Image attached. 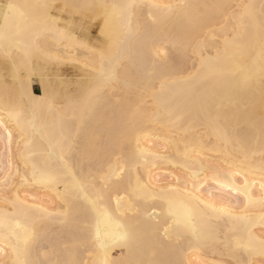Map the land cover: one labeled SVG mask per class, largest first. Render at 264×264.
<instances>
[{
  "label": "snow or ice",
  "instance_id": "obj_1",
  "mask_svg": "<svg viewBox=\"0 0 264 264\" xmlns=\"http://www.w3.org/2000/svg\"><path fill=\"white\" fill-rule=\"evenodd\" d=\"M80 55L0 93V264H264V3L0 0L5 70Z\"/></svg>",
  "mask_w": 264,
  "mask_h": 264
},
{
  "label": "bare ground",
  "instance_id": "obj_2",
  "mask_svg": "<svg viewBox=\"0 0 264 264\" xmlns=\"http://www.w3.org/2000/svg\"><path fill=\"white\" fill-rule=\"evenodd\" d=\"M32 2H42V0H32ZM56 2H63V0H56ZM78 2H87V3H99L101 0H78ZM111 2V0H109ZM160 2V0H157ZM164 2H168V0H164ZM188 2L193 3H208V4H253L256 6L257 12L260 9L261 3H264V0H188ZM212 25H210L211 27ZM100 29L97 27L96 33L94 34V30L91 31L92 41L94 43L99 40H103L102 37L99 36ZM212 55H215V52L211 49L209 50ZM61 52H64V49H61ZM67 59V56L65 57ZM79 59L81 61L80 64L73 63H64L61 65H44L42 62L38 63L36 66H23L21 65L18 70H14L12 66L9 64L7 70L3 67V61H0V93H3L4 88L6 86L12 87L14 86L16 91L19 92L21 87H25L33 96H41L43 94L42 88V78L45 82L48 81L49 77H51V86L56 90H60L65 92L67 95L71 96L75 93H78L83 86L87 84V70L82 67V64L85 62L86 56L80 55ZM88 62L90 58H88ZM188 69H192L191 62L188 64ZM39 84L40 91L36 92L34 90L33 85ZM146 104L145 106H149L153 104V101L150 98H145ZM112 103H115L113 99ZM161 103L168 104L173 111L175 112V117H182L185 121L194 118V105L196 100L194 97L189 96L182 89H177V94L173 97L171 95H166L163 97ZM254 111L257 120L260 115V104H259V94L257 93L256 99L254 102ZM201 118H203L201 116ZM215 143V141H214ZM211 147V145H209ZM208 155H215V152H209ZM22 167V166H21ZM169 170L167 167L157 169L154 171V175H162L165 171ZM258 188V185H257ZM34 191H30L25 189H21L20 196L22 198H31L32 195H35ZM205 195H207V189H205ZM119 249H114V257L119 256ZM207 258L209 260L213 259V254L211 251L208 252ZM219 257H216L218 259Z\"/></svg>",
  "mask_w": 264,
  "mask_h": 264
},
{
  "label": "rangeland",
  "instance_id": "obj_3",
  "mask_svg": "<svg viewBox=\"0 0 264 264\" xmlns=\"http://www.w3.org/2000/svg\"><path fill=\"white\" fill-rule=\"evenodd\" d=\"M96 29H97V27L93 28L94 34L96 33ZM33 87H34V90L36 92H39L40 91V85L39 84H34Z\"/></svg>",
  "mask_w": 264,
  "mask_h": 264
}]
</instances>
